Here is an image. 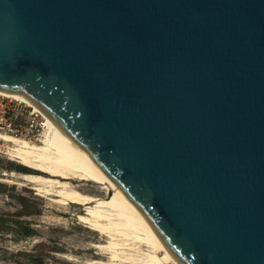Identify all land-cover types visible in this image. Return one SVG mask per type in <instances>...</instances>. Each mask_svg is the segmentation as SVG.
<instances>
[{"label":"water","instance_id":"1","mask_svg":"<svg viewBox=\"0 0 264 264\" xmlns=\"http://www.w3.org/2000/svg\"><path fill=\"white\" fill-rule=\"evenodd\" d=\"M0 89L179 264H264V0H0Z\"/></svg>","mask_w":264,"mask_h":264},{"label":"bare ground","instance_id":"2","mask_svg":"<svg viewBox=\"0 0 264 264\" xmlns=\"http://www.w3.org/2000/svg\"><path fill=\"white\" fill-rule=\"evenodd\" d=\"M0 95L25 103L44 118L40 144L10 134H0V139L9 144L12 160L29 170L22 177L33 185V190L59 205L83 206L77 215L80 222L100 234L99 241L93 244L98 257L87 264H179L140 211L50 115L21 92L0 89ZM75 180L97 184L111 195L87 193L73 183Z\"/></svg>","mask_w":264,"mask_h":264},{"label":"rangeland","instance_id":"3","mask_svg":"<svg viewBox=\"0 0 264 264\" xmlns=\"http://www.w3.org/2000/svg\"><path fill=\"white\" fill-rule=\"evenodd\" d=\"M33 111L25 103L0 95V134L40 144L45 120L39 113L31 115ZM8 145L0 139V264H87L97 258L93 244L100 234L80 222L77 215L83 206L59 205L33 190L22 177L29 170L12 160ZM73 183L87 193L108 196L97 184Z\"/></svg>","mask_w":264,"mask_h":264},{"label":"built area","instance_id":"4","mask_svg":"<svg viewBox=\"0 0 264 264\" xmlns=\"http://www.w3.org/2000/svg\"><path fill=\"white\" fill-rule=\"evenodd\" d=\"M3 97H4V96H3ZM2 106H3L4 108L10 109L9 106H8V104L2 103ZM11 109H13V111H15L14 108H11ZM30 114H31V115H35V116H38V114L35 113L34 111L31 112ZM40 127H41V126H40Z\"/></svg>","mask_w":264,"mask_h":264}]
</instances>
